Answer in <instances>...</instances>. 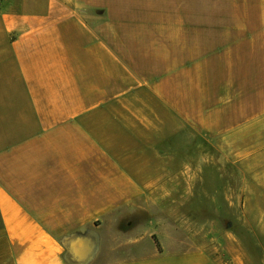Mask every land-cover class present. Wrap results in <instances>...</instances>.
<instances>
[{
    "label": "crops",
    "instance_id": "crops-1",
    "mask_svg": "<svg viewBox=\"0 0 264 264\" xmlns=\"http://www.w3.org/2000/svg\"><path fill=\"white\" fill-rule=\"evenodd\" d=\"M198 208L264 225V0H0V264H227Z\"/></svg>",
    "mask_w": 264,
    "mask_h": 264
},
{
    "label": "rangeland",
    "instance_id": "rangeland-1",
    "mask_svg": "<svg viewBox=\"0 0 264 264\" xmlns=\"http://www.w3.org/2000/svg\"><path fill=\"white\" fill-rule=\"evenodd\" d=\"M186 211L194 215L193 220L197 223L194 242L198 246L206 247L213 256L220 257L219 259L227 264H264V225L236 223L237 215H242L241 210L230 212L228 217L220 209L198 208ZM94 234L96 233L88 232L64 242L66 257L71 263L84 262L88 254L94 250L96 244ZM83 239H89L90 244V252L85 255L76 252L78 244H82ZM71 244L74 248H71Z\"/></svg>",
    "mask_w": 264,
    "mask_h": 264
},
{
    "label": "flooded vegetation",
    "instance_id": "flooded-vegetation-1",
    "mask_svg": "<svg viewBox=\"0 0 264 264\" xmlns=\"http://www.w3.org/2000/svg\"><path fill=\"white\" fill-rule=\"evenodd\" d=\"M89 239H83V242H82V244L80 245V246H78V248H77V251L76 252H78V253H82V252H84V253H87L89 250H90V244H89V241H88ZM74 248V246H73V244H71V248ZM71 250V249H70ZM73 253H75L74 251H73ZM76 254V253H75Z\"/></svg>",
    "mask_w": 264,
    "mask_h": 264
},
{
    "label": "trees",
    "instance_id": "trees-1",
    "mask_svg": "<svg viewBox=\"0 0 264 264\" xmlns=\"http://www.w3.org/2000/svg\"><path fill=\"white\" fill-rule=\"evenodd\" d=\"M93 234V233H92ZM95 235V241H96V243H97V241H98V237H97V235L96 234H94ZM96 245V244H95Z\"/></svg>",
    "mask_w": 264,
    "mask_h": 264
},
{
    "label": "water",
    "instance_id": "water-1",
    "mask_svg": "<svg viewBox=\"0 0 264 264\" xmlns=\"http://www.w3.org/2000/svg\"><path fill=\"white\" fill-rule=\"evenodd\" d=\"M81 245V243H79Z\"/></svg>",
    "mask_w": 264,
    "mask_h": 264
}]
</instances>
